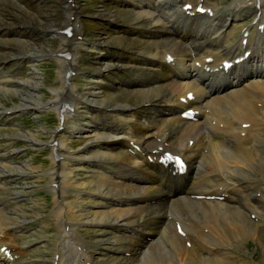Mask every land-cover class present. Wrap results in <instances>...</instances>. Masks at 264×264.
I'll list each match as a JSON object with an SVG mask.
<instances>
[{"label":"bare ground","instance_id":"1","mask_svg":"<svg viewBox=\"0 0 264 264\" xmlns=\"http://www.w3.org/2000/svg\"><path fill=\"white\" fill-rule=\"evenodd\" d=\"M124 2L129 6L128 8H113L128 15L129 19L125 21L131 24V27L127 35L118 34L123 31L122 24L118 23L120 20L117 22L111 19L112 26L108 33L107 45L118 46L119 41L128 40L131 43L138 41L148 48L145 50L134 48L126 53L107 56L108 62L102 61L99 71L94 76L95 80L87 87V93H80L75 88L74 82L69 85L64 83L62 74L66 68L62 57H55L58 62L60 83L51 89L54 98L50 97L46 102H43L42 92L37 89L42 82L41 74L37 70L39 67H29L33 73L27 78H19L22 82L19 88H10L13 72L0 67V94L13 90L9 93L20 98V101L13 106L23 107L34 104L41 108L40 105L49 104L61 97L64 92L74 88L76 103L84 104L87 111L93 109L101 113L103 106H107V111L111 113V115L107 113V127L99 125V122L86 116V119L93 121L92 124L73 122L68 134H64L63 130L55 131L59 138L58 147L63 150L65 157L69 156L67 152H69L70 138L75 133L83 132L82 137L90 143L89 156H103L107 161H91L94 168L90 169L87 181L92 184L91 193L97 194L94 195L95 208L75 209L74 205L66 202V207L61 206L55 213L57 244L53 248L51 262L57 252L58 264H83L81 257L92 262L99 258L102 254L100 246H91L87 240L80 242L82 237L79 223L82 222V227L85 228L89 223L97 224L98 228L119 231L117 234H112V238L116 241L113 252L117 258H113L110 264H164V258L156 251H152L154 240L145 237L159 233L168 235L174 233L171 221L175 217L188 220L202 217L210 229L211 240L207 247L215 245L216 249L210 248V255L202 257L201 264H229L240 251H246L242 242L247 237H254L259 242H264V78L252 80L245 78L237 90L233 88L227 90L228 85H224L221 90L223 83L214 85L212 77H208L205 87L200 85L198 81L202 80L206 73L201 74L195 64L196 60L203 63L198 49L185 54L182 49L171 45V41L173 45H179L176 40L154 38L158 33L169 29L179 34L184 32L176 25L172 14L164 10L166 5L154 0ZM177 2L174 0L176 6H178ZM254 6L255 10L256 5ZM261 18H264V15ZM38 22L39 19L37 24ZM233 22L234 18L229 24ZM133 33L148 37L141 39L132 35ZM246 38L245 45H249L250 39L248 36ZM29 43V40L27 43L20 42L25 45ZM80 44L81 42L77 45ZM170 48L173 49L174 60L173 63H166L165 50ZM75 51L79 53L78 49ZM39 52L35 50L30 53ZM209 55L212 56L211 65H215V55L208 52L207 56ZM80 57L81 53L78 57L73 55L71 61L79 62ZM32 60H35V57ZM259 60L263 59L260 57ZM119 68L127 71L126 77L111 79L108 73L112 69ZM105 69H107V86L104 81ZM261 74V70L254 71L255 76ZM187 88H192L196 94L192 104L200 109L201 114L197 121H188L177 115H171L180 108L177 97ZM256 101L261 102L260 106ZM143 103L150 104L144 106ZM13 106H3V109ZM59 106L58 101L52 107L58 110ZM215 113L218 119L212 120ZM4 116L8 117L6 113ZM100 119L103 122L104 117L100 116ZM241 120L250 122L245 128L247 132L245 136H240L237 132V122ZM78 126L87 128L77 131ZM39 132L22 131L17 128V134L26 137L31 145L41 140ZM188 136L194 138L191 146L187 145ZM129 138L139 140L145 138V147L140 151H127ZM165 141L170 144V148L184 150L190 157V180L201 192H208L209 188L220 181H225V184L222 187L212 188L213 192L230 193L233 188L237 191H232L224 200L198 201L185 197L182 193L189 189L193 190V186L188 182L186 185L184 179H171L159 167H154L153 172L146 164L145 156L153 147V143ZM255 142L259 143L258 147H254ZM206 144L210 145V148L203 155L201 148ZM8 148L9 146L0 148V184L5 182L7 175L5 171H29L36 168L27 160L18 165L11 159V152L7 153ZM56 165H58L57 169L51 167L50 170L54 169L56 172L61 169L60 174L64 180L68 162L62 160L51 163V166ZM256 171L260 175L256 174ZM247 177L250 181L244 179ZM259 177L262 178L261 181L258 180ZM226 178L232 180V183L226 182ZM157 181H161L162 185H157ZM251 185L260 187L258 198L253 195ZM240 191L245 194L247 206L244 208L239 202ZM151 193L161 196L162 199L149 196ZM152 197H156L157 201ZM9 201L10 199H4V203ZM177 204H182V207L178 208ZM193 204L199 206L197 212L192 207ZM2 209L3 205L0 206V210ZM206 209L210 211L207 212ZM168 212L173 213L168 215ZM250 213H254V216L251 217ZM76 219H78L77 224ZM64 226L70 228L68 232L63 230ZM6 238L9 239L8 242ZM171 239L178 244L176 238ZM3 240L10 246H17L14 252L21 253L19 260L32 250V248H24L21 245L22 240L18 242L10 236H6ZM80 243L86 247L84 251L79 249ZM126 251L130 252L127 256L124 255ZM69 255H71L70 259ZM6 264H15V262L6 260ZM181 264H186V261H181Z\"/></svg>","mask_w":264,"mask_h":264},{"label":"rangeland","instance_id":"2","mask_svg":"<svg viewBox=\"0 0 264 264\" xmlns=\"http://www.w3.org/2000/svg\"><path fill=\"white\" fill-rule=\"evenodd\" d=\"M99 3H102L103 5L100 6ZM57 2L54 0H49L48 2H39V4H37L38 6L35 7V10L37 11L38 14H40L41 16V19L43 18L44 20V17L47 18V27H51V26H56L55 24H58L61 22V17L59 16V12H57ZM79 4L81 5V9H83V7H85V9L87 8H91L89 9V11H86V14H91V16H87L88 17V20H86L85 22H91L94 26L93 27H90L89 29H87V34H91V35H96V36H100L99 34V30H101L102 32H104V39L107 38V42H108V34H107V27L106 28H101L102 24H99V20H102V21H105L107 22V16H111L113 15L111 10L107 8V2H103V1H98V0H79ZM86 6H89L86 8ZM106 6V9L104 8ZM2 7V8H1ZM4 6H0L1 9L4 10V12L2 14H0V19L4 16L5 19L7 20L8 19V14H7V11L9 9H4L3 8ZM116 10V8H114ZM1 10V11H3ZM12 10V9H11ZM23 10H26L25 7H23ZM94 11V12H91V11ZM104 10V12L106 14H102V11ZM29 11V10H28ZM15 13H19L17 11H13ZM30 12V11H29ZM20 14V13H19ZM10 15V14H9ZM20 15H23V13H21ZM92 17V18H91ZM19 20H23V18L21 17H18ZM48 19H52L51 21H49ZM92 19H96L95 20H92ZM112 20H115V21H119L118 19H114V18H111ZM40 22H38V25H42V20L39 19ZM49 23H52V25H50ZM55 23V24H54ZM120 23V22H118ZM121 24V23H120ZM128 24V23H126ZM59 25V24H58ZM103 35V33H101ZM53 36H49V37H46V38H41L44 40V42L42 43V41H39V42H34L31 40H29V45H25V44H21L20 48L18 49L19 51L18 52H27L24 48V47H27V46H30L32 47L31 49H29V53L31 51H35V50H39L40 47H41V44H44L42 45V49L41 51L42 52H49L51 51L50 49H52L53 47H56V45L58 44V41L53 37ZM102 37V36H101ZM114 37V36H112ZM28 38H24V37H19L17 36V38L15 39V42L16 43H27V40ZM110 39V37H109ZM9 39H4V42H9V41H12V39L10 38V40L8 41ZM103 40V39H102ZM55 41L56 44L54 46L51 47V44L52 42ZM32 43V45H31ZM37 44V45H35ZM8 47H15V44H8L6 45ZM50 46V47H49ZM34 47V48H33ZM28 48V47H27ZM83 52V51H82ZM89 55V54H88ZM3 58V57H2ZM24 60L26 62H31V58L29 57H24ZM84 62H90V61H93L92 59H89L88 57H84L83 58ZM105 63L108 62V58L107 60H104ZM33 62V61H32ZM42 63V64H40ZM13 66H15V62H12ZM37 66H39V68L37 69L38 72H40L41 74V80H43L41 82V85L38 86V90L40 92H42L41 90H43V92H45V96L47 95H50V92L48 90L49 89V86H51L53 83L56 82V79H54L53 76H51V67L43 64L42 61H40L39 63H37ZM29 67H33V66H29ZM28 67V68H29ZM87 69L89 71H92L94 70L92 67L89 66H86ZM23 69L25 71H27L26 69V63H23ZM40 69V70H39ZM31 70H28V72H30ZM50 71V72H48ZM20 73V72H18ZM58 70H57V74H58ZM28 74V73H26ZM30 74H28L29 76ZM59 75V74H58ZM57 75V76H58ZM25 78H27V76H25ZM22 79V78H21ZM116 79H119V78H116ZM16 84V82H15ZM58 85L56 86H53V87H57ZM52 87V88H53ZM51 88V89H52ZM48 89V90H47ZM88 90V89H87ZM13 91V90H11ZM9 91V92H11ZM7 92L6 94H0V106H4L5 104H11L13 105L14 103L18 102L19 99L16 95L12 94V93H9ZM50 98V97H49ZM44 100V99H43ZM44 102V101H43ZM12 107V106H11ZM1 109V107H0ZM22 113L18 112V111H15V115L18 116V118L15 119V123L19 124L18 127L15 126L14 124H3L1 125L0 127L1 128H9V130L7 131L8 134H6V136H3L1 137V134L0 135V146L3 147V146H6L8 144H14L12 145L10 148L7 149V151L10 153L13 149L16 148V146L18 145L20 151L18 153H14L12 158L15 160L16 158L17 159H20L22 160L23 159V155L22 153L24 152H28L33 150V149H38V150H43L45 148V144H44V141H45V137H47V134L50 132V129L53 127L54 125V119L52 117V120L50 121V123H48L47 125H45V128L43 130V132L41 133V136H42V142L40 143V145H37V146H32V147H27V145L24 143L23 140L20 139V136H17L15 135V130H17V128L19 129L20 127L21 128H25L26 126L28 125H31L32 121L30 120H24L21 116ZM51 115V114H50ZM215 115V116H214ZM213 116H212V120H217L218 119V115L217 113H215ZM86 118V117H85ZM27 121H30V123L28 125H25V127H22L20 125L24 124L25 122ZM26 130H32V129H26ZM37 130V129H36ZM36 130H32V131H35ZM38 132V130H37ZM40 133V132H39ZM13 135V136H12ZM19 138V139H18ZM4 139H6L4 141ZM10 139V140H9ZM3 140V141H2ZM8 142V143H7ZM43 147V148H42ZM31 155V154H30ZM34 161H38L39 158H34L33 159ZM18 165L20 164V162L17 163ZM259 173V172H258ZM12 175L11 176H8L9 178H16L17 177V174H13L11 173ZM7 177V178H8ZM8 178V179H9ZM29 178H32V177H29ZM30 180L32 179H29L27 178V183L28 182H31ZM12 183L10 182V185ZM21 184V183H20ZM8 189H11V187H9ZM5 195L7 196H10L11 194L9 193H5ZM257 240V241H256ZM243 243V242H242ZM245 243V244H244ZM243 243V246L245 247V245L247 246V248H245L246 251H240L239 254H237L236 258L234 260H232L230 262V264H264V242L262 243L261 241L259 242V240L257 238H254V237H248L246 239V241H244ZM245 254V255H244ZM239 256V257H238ZM241 256V257H240ZM245 256V257H244ZM246 259V260H245ZM245 260V261H244ZM237 261V262H236ZM236 262V263H235Z\"/></svg>","mask_w":264,"mask_h":264}]
</instances>
